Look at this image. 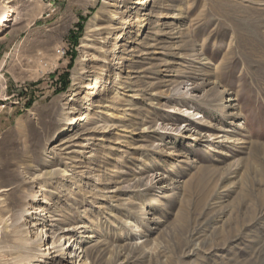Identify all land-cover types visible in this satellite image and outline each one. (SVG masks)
I'll return each mask as SVG.
<instances>
[{"label":"rangeland","instance_id":"374dc122","mask_svg":"<svg viewBox=\"0 0 264 264\" xmlns=\"http://www.w3.org/2000/svg\"><path fill=\"white\" fill-rule=\"evenodd\" d=\"M80 1L2 29L0 264H264V0Z\"/></svg>","mask_w":264,"mask_h":264},{"label":"bare ground","instance_id":"6f19581e","mask_svg":"<svg viewBox=\"0 0 264 264\" xmlns=\"http://www.w3.org/2000/svg\"><path fill=\"white\" fill-rule=\"evenodd\" d=\"M11 1L12 0H0V41L1 40H3V39H5L7 36H8V34H7V31H4V30H2L3 28L5 29L7 26H10L11 25V23L13 24L15 21H16V15H14V13H13V11L11 10V6H10V3H11ZM56 1H59V0H53V5L51 6V12H54L55 10H54V3L56 2ZM107 2H105V4H106ZM145 2H138V4L137 5H143ZM50 13H48V15H49ZM47 15V16H48ZM46 16V17H47ZM101 17H102V14L100 13L99 15H97V16H95L94 17V19H93V21L91 22V24L90 25H88V29L86 30V33H85V38H84V41H86V43L85 44H82L81 45V48L84 50V49H89L90 48V46L89 45H87V43L90 41V38H91V36H92V33L95 31V30H97L98 28H97V26H98V24H97V22H98V20L100 21V19H101ZM99 31V30H98ZM102 34V33H101ZM17 51V49H15V52ZM4 66H5V64L4 63H0V70H2L3 68H4ZM6 99H8V98H4V100H6ZM71 101H74V100H71ZM87 117L86 116H84L83 117V120L82 121H85V119H86ZM80 125H81V127L83 126V124H81L80 123ZM70 138V137H69ZM8 178H7V176H5L4 175V178H3V180L5 181V180H7ZM9 189H1L0 190V195L1 194H3L4 192H7ZM20 199V201L21 202H23L24 203V199H22V198H19ZM22 203V204H23ZM47 215V213H45V214H42V215H40V216H46ZM47 217V216H46ZM22 217H19L18 218V221L21 219ZM18 235H19V233H17ZM16 234V235H17ZM22 235V234H21ZM89 238V237H88ZM91 238V237H90ZM53 245V244H52ZM47 249H51V248H47ZM82 252V251H81Z\"/></svg>","mask_w":264,"mask_h":264},{"label":"crops","instance_id":"0c3cea01","mask_svg":"<svg viewBox=\"0 0 264 264\" xmlns=\"http://www.w3.org/2000/svg\"><path fill=\"white\" fill-rule=\"evenodd\" d=\"M96 1L97 0H81L80 2H77L76 10H81L82 11L83 7H85V9L92 8L97 3ZM71 10H72V8H71ZM84 14L82 12H79L78 14H76L74 16L75 17L79 16V15L83 16Z\"/></svg>","mask_w":264,"mask_h":264},{"label":"built area","instance_id":"2783aa9c","mask_svg":"<svg viewBox=\"0 0 264 264\" xmlns=\"http://www.w3.org/2000/svg\"><path fill=\"white\" fill-rule=\"evenodd\" d=\"M53 5V0H50V3L48 4V8H50L49 9V11H48V13H50L51 12V6ZM48 10V9H47ZM48 14H46L45 16H47Z\"/></svg>","mask_w":264,"mask_h":264}]
</instances>
